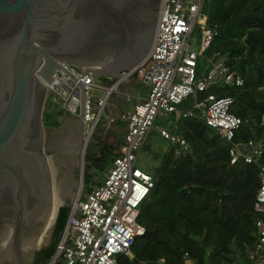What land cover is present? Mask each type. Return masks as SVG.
<instances>
[{"label":"water","instance_id":"water-1","mask_svg":"<svg viewBox=\"0 0 264 264\" xmlns=\"http://www.w3.org/2000/svg\"><path fill=\"white\" fill-rule=\"evenodd\" d=\"M160 1L0 0V264H33L77 181L83 120L42 123L56 72L131 71L149 50ZM78 185L79 197L82 176Z\"/></svg>","mask_w":264,"mask_h":264},{"label":"built area","instance_id":"built-area-1","mask_svg":"<svg viewBox=\"0 0 264 264\" xmlns=\"http://www.w3.org/2000/svg\"><path fill=\"white\" fill-rule=\"evenodd\" d=\"M204 2L161 0L153 41L146 56L131 71L109 75L114 77V82L101 87L105 97L97 100L95 105L90 92L100 88L95 80L101 75L91 71L82 75L81 67L74 66H66L74 79L56 72L55 83L48 91L58 98L67 115L83 120L84 139L91 138L104 114L106 101L122 82L135 78L149 89L129 113L118 118L124 124V131L112 166L99 185L92 186L83 195L81 191L70 205L55 252L45 264H116L118 255L132 256L131 246L144 234L143 227L137 222L140 206L154 184L150 174L135 167L136 160L157 118L168 122L171 115L197 119L220 136L228 145L231 165L243 162L259 168L260 181L253 205L256 242L247 252V261L264 264V166L261 165L264 135L257 140L235 141L243 121L230 112L233 97L208 93L218 85L241 87L243 78L223 60L217 58L212 63V59L204 57L218 34L216 26L207 23ZM201 60L211 66L206 73L198 71ZM261 89L264 90V86ZM200 94L201 98L198 97ZM188 97L194 98L191 109L180 110L178 106ZM116 121L109 118L107 125ZM258 124L264 130V115ZM157 131L165 141L179 148L177 155L187 150L185 139L172 133L167 125L158 127ZM89 139L84 140L86 147ZM99 156L97 153L96 157Z\"/></svg>","mask_w":264,"mask_h":264},{"label":"trees","instance_id":"trees-1","mask_svg":"<svg viewBox=\"0 0 264 264\" xmlns=\"http://www.w3.org/2000/svg\"><path fill=\"white\" fill-rule=\"evenodd\" d=\"M203 12L218 32L204 57L223 60L243 78L241 87L218 85L208 93L233 97L230 112L243 121L235 141L260 139L264 135L258 124L264 115V0H205ZM193 100L188 97L178 108L191 109ZM66 115L49 96L43 126L58 129ZM115 125L121 133H114L120 137L124 124ZM166 125L185 139L188 148L177 155L178 147L169 142L163 153L153 154L154 184L137 219L144 234L131 246L132 256L120 254L116 264H238L241 259L249 264L247 252L256 242L253 205L259 168L243 162L231 165L226 142L197 119L171 115ZM148 139L149 135L144 148L149 147ZM113 146L101 145L95 158L99 171L104 172L107 161L114 158ZM87 179L91 175L84 170L83 188ZM99 184V180L90 183L86 191ZM69 211V205L59 207L51 243L37 252L33 264H45L54 254Z\"/></svg>","mask_w":264,"mask_h":264},{"label":"rangeland","instance_id":"rangeland-1","mask_svg":"<svg viewBox=\"0 0 264 264\" xmlns=\"http://www.w3.org/2000/svg\"><path fill=\"white\" fill-rule=\"evenodd\" d=\"M193 39H196V36L193 35L192 36ZM153 41V39H152ZM152 41L149 45V48L151 47ZM193 45H195L193 43ZM195 50H197V47L195 45ZM209 68H211L210 64H207L204 62V60L201 62V68H200V73H206ZM114 77L109 76V75H101L99 77L96 78L95 83L98 87L100 88H93L90 92L91 96H92V104H96V101L99 99H104L105 97V92L101 89L102 86H107V85H111L114 81H113ZM136 86L132 87L130 90L131 92L135 95V98H143L145 96V93H147L148 91V86L146 85H140L135 84ZM52 92L49 90L47 93V98L50 96L52 101L55 104H58L61 106V102L58 100V98L54 97L53 94H51ZM116 92H114L113 94L110 95V97L108 98V100L106 101L105 104V108H104V114L102 115V117L100 118L96 130L93 134H101L102 132H104V135H106V133L108 134L109 132H112L113 130L115 131V129H112L114 127L112 126H108V119L110 115H116L115 112L116 110V106L119 104L120 99L119 97L116 96ZM131 97V96H130ZM46 98V100H47ZM132 98V97H131ZM131 104L133 102H135L134 99H130ZM46 102V101H45ZM111 105L110 111L109 112V106ZM68 118V117H67ZM167 123V119H162V118H157L156 122L154 123L153 128L151 129V133L149 134V139H148V143H149V147H145L143 148V150L139 153L137 160H136V168L139 169L142 172H146L148 174L151 175V171L152 169L155 167V165H157V161L153 158V154L154 153H163L169 146L170 143L168 141H164L159 137V133L157 131V128L160 126H165ZM55 130V129H54ZM112 130V131H111ZM119 134H113L112 136H110V138L105 139V144H109V145H116L113 147L115 152H117L118 147H119ZM81 147V146H80ZM101 148V146H95L92 145L90 142H88L87 147L85 149L84 152V157L83 160L81 159V151L79 150V156H78V166H77V181L76 184L74 186L72 195L70 197V199L68 200V202L65 205H71L73 203V201L75 199H77L78 196H76L77 194V187H78V183L80 181L81 176L83 177V175L81 174V170H85L86 175H91V180L89 181V179H87L86 184L84 186V188L82 187L83 191H82V195L85 194L87 191V187L89 186L90 183L99 180L100 182L104 179L105 175L107 174L108 170L111 168L112 166V162L111 159L109 161H107L106 163V169L103 171H99L98 170V165L95 162V158L97 153L99 152V149ZM179 149V148H178ZM114 152V153H115ZM244 261L241 259L239 260L238 264H244Z\"/></svg>","mask_w":264,"mask_h":264},{"label":"crops","instance_id":"crops-1","mask_svg":"<svg viewBox=\"0 0 264 264\" xmlns=\"http://www.w3.org/2000/svg\"><path fill=\"white\" fill-rule=\"evenodd\" d=\"M140 84L141 86H142V84L139 82V81H137L135 78H132V79H129V80H127V81H124V82H122L119 86H118V90H117V94H116V96L117 97H119V99H120V102H119V104L116 106V112H115V114L116 115H110V116H108L109 118H114V119H116L117 121L116 122H114L111 126L112 127H114V128H112V129H115V131L116 132H119V133H121V131H118V129H117V127H116V123L118 122V118L121 116V115H124V114H126V113H129L131 110H132V107H133V105L136 103V101L137 100H139V98H135V95L131 92V88L132 87H134V86H136L135 84ZM132 98H131V97ZM145 96H146V93H145ZM130 99H134L135 100V102H133L132 104H131V101H130ZM110 108H111V105L109 106V112L111 113V111H110ZM66 117H68V118H73V117H71V116H69V115H66L64 118H63V120L64 119H66ZM63 122V121H62ZM112 131V130H111ZM103 134H104V132H102ZM113 134H115L116 135V133H114V130L112 131V132H109L108 134L106 133V135H104L105 136V138L107 137V138H110V136H112ZM120 138L122 139V135L120 136ZM120 143H121V140H120Z\"/></svg>","mask_w":264,"mask_h":264},{"label":"flooded vegetation","instance_id":"flooded-vegetation-1","mask_svg":"<svg viewBox=\"0 0 264 264\" xmlns=\"http://www.w3.org/2000/svg\"><path fill=\"white\" fill-rule=\"evenodd\" d=\"M99 136H102V140H101V142H99L96 146H101V145H104L105 144V136H104V134L103 133H101V134H99Z\"/></svg>","mask_w":264,"mask_h":264},{"label":"bare ground","instance_id":"bare-ground-1","mask_svg":"<svg viewBox=\"0 0 264 264\" xmlns=\"http://www.w3.org/2000/svg\"><path fill=\"white\" fill-rule=\"evenodd\" d=\"M55 83V82H54ZM54 83H53V85H54ZM52 85V86H53ZM52 86H50V87H52ZM88 139L89 138H86V139H83V141L85 140V141H88ZM83 147H84V143H83ZM78 192H79V185H78V187H77V194H76V196H78ZM76 200V199H75Z\"/></svg>","mask_w":264,"mask_h":264}]
</instances>
